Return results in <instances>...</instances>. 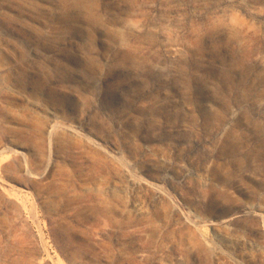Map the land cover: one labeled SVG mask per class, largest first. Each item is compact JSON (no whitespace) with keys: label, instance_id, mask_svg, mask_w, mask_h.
<instances>
[{"label":"rangeland","instance_id":"374dc122","mask_svg":"<svg viewBox=\"0 0 264 264\" xmlns=\"http://www.w3.org/2000/svg\"><path fill=\"white\" fill-rule=\"evenodd\" d=\"M0 264H264V0H0Z\"/></svg>","mask_w":264,"mask_h":264},{"label":"bare ground","instance_id":"6f19581e","mask_svg":"<svg viewBox=\"0 0 264 264\" xmlns=\"http://www.w3.org/2000/svg\"><path fill=\"white\" fill-rule=\"evenodd\" d=\"M133 27L135 28L136 26H135V25H133Z\"/></svg>","mask_w":264,"mask_h":264}]
</instances>
